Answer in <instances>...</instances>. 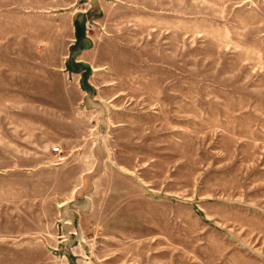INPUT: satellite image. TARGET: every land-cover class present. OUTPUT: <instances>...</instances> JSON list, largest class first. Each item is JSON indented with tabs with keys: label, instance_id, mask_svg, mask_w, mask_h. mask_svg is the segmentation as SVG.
I'll return each instance as SVG.
<instances>
[{
	"label": "rangeland",
	"instance_id": "374dc122",
	"mask_svg": "<svg viewBox=\"0 0 264 264\" xmlns=\"http://www.w3.org/2000/svg\"><path fill=\"white\" fill-rule=\"evenodd\" d=\"M0 264H264V0H0Z\"/></svg>",
	"mask_w": 264,
	"mask_h": 264
},
{
	"label": "crops",
	"instance_id": "0c3cea01",
	"mask_svg": "<svg viewBox=\"0 0 264 264\" xmlns=\"http://www.w3.org/2000/svg\"><path fill=\"white\" fill-rule=\"evenodd\" d=\"M87 14V12H82V13H78V14H76L75 16H79L80 15V17H82V15H86ZM74 16V17H75ZM73 17V18H74ZM73 31H74V28H73ZM79 33H80V31H78ZM74 33V40L76 39V36L78 35V36H80V38H82L81 39V42H87V41H85L86 39L84 38V36H82V35H79V33H76L75 34V32H73ZM80 42V41H79ZM71 46H73V44L71 45ZM73 64L75 65H80V64H84V63H82V61H73Z\"/></svg>",
	"mask_w": 264,
	"mask_h": 264
},
{
	"label": "built area",
	"instance_id": "2783aa9c",
	"mask_svg": "<svg viewBox=\"0 0 264 264\" xmlns=\"http://www.w3.org/2000/svg\"><path fill=\"white\" fill-rule=\"evenodd\" d=\"M53 151H57V149H53Z\"/></svg>",
	"mask_w": 264,
	"mask_h": 264
},
{
	"label": "trees",
	"instance_id": "16d2710c",
	"mask_svg": "<svg viewBox=\"0 0 264 264\" xmlns=\"http://www.w3.org/2000/svg\"><path fill=\"white\" fill-rule=\"evenodd\" d=\"M74 26H75V23H74ZM77 26V25H76ZM79 42V41H78Z\"/></svg>",
	"mask_w": 264,
	"mask_h": 264
}]
</instances>
